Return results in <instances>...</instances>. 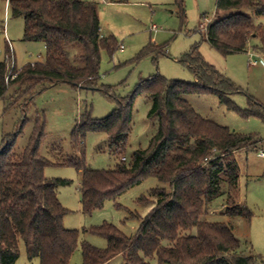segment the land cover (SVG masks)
<instances>
[{
	"label": "trees",
	"instance_id": "1",
	"mask_svg": "<svg viewBox=\"0 0 264 264\" xmlns=\"http://www.w3.org/2000/svg\"><path fill=\"white\" fill-rule=\"evenodd\" d=\"M173 4L184 24V0H173ZM215 7L217 19L208 24L205 41L227 56L246 52L249 42L256 40L252 49L264 57V26L247 14L264 15V0H216ZM8 8L12 17L23 19L22 40L43 43L45 56L19 68L13 65L9 73L13 53L5 42L7 58L0 60V101L7 106L18 104L23 114L14 132L0 143V264H15L20 243L28 261L70 264L79 231L63 226V216L69 211L57 197V188L70 180L45 177L43 170L48 165H69L77 170L81 211L87 215L101 209L106 200L122 208L117 202L121 194L147 178L167 185L150 188L136 199L149 210L144 215L129 211L127 218L139 222L133 236L108 222L84 228L103 237L106 246L80 242L81 264H106L118 256L122 264H147L145 259L153 256L157 264H258V255L241 250L231 224L211 219V204L221 198L222 215L251 220L252 211L236 198L239 166L234 153L256 148L261 140L202 117L183 96L215 95L239 116L262 121L264 105L245 93L247 107H238L231 96L244 92L203 59L198 44L180 59L193 75L191 82L154 74L141 78L129 95L119 96L115 86L100 84L101 50L112 56L117 42L112 35L101 36L97 2L9 0ZM221 13L226 14L218 18ZM146 55L153 59L165 55L164 47L146 46L135 60ZM57 83L100 91L116 106L99 119L85 110L70 134L71 153L56 145L50 147L48 156L39 152L45 135L44 113L35 109L27 144L18 150L16 139L33 99ZM137 94L151 102L149 114L158 117L157 130L147 147L134 150L129 161L118 158L112 169H89L84 156L86 134L105 133L110 152L121 156L131 132ZM193 228L194 234L185 233Z\"/></svg>",
	"mask_w": 264,
	"mask_h": 264
},
{
	"label": "rangeland",
	"instance_id": "2",
	"mask_svg": "<svg viewBox=\"0 0 264 264\" xmlns=\"http://www.w3.org/2000/svg\"><path fill=\"white\" fill-rule=\"evenodd\" d=\"M9 0H0V60L5 58V40L12 45L13 61L16 68L30 62L41 61L45 56L43 43L22 40L23 19L12 17L8 8ZM98 3L101 36L112 35L117 42V49L108 55L101 50L100 84L115 86L119 96L129 95L138 81L154 74L167 79L191 82L192 73L185 68L180 59L194 44L203 59L213 65L219 72L232 80L244 93L231 96L240 108L247 107L245 93L253 96L264 105V57L253 52L234 53L222 56L204 39L205 31H199L201 22L210 23L216 20V0H184L185 23L182 24L173 0H87ZM226 13H221V18ZM255 22L264 26V15L254 16L247 11ZM156 27L153 29L152 27ZM8 42V43H9ZM254 46L257 41H250ZM122 44L123 49L118 45ZM164 47L165 55H146L135 60L136 55L146 46ZM163 46V47H162ZM255 61V63H254ZM8 63V62H7ZM9 65L11 63H8ZM183 98L202 117L226 126L240 134H252L260 138L256 148L239 150L234 153L239 166V180L236 198L245 203L252 211L251 220L228 218L222 215L221 198L212 202L211 219L232 225L234 235L240 240L241 250L258 255L264 264V158L257 152L264 148V121L258 117L243 118L228 109L215 95L190 94ZM115 101L100 91L76 88L67 83H57L45 88L35 96L33 104L26 113L27 121L22 133L16 139V148L23 149L28 141L33 126L35 109L41 110L45 118V135L39 145V152L48 156L50 147L61 146L63 152L71 153L70 134L81 114L90 111L92 118H104L115 108ZM151 102L143 95L134 96L132 104L131 132L128 135L123 154L115 157L108 147L107 135L102 132H89L84 139L85 161L89 169H112L118 158L126 161L134 150L147 147L150 138L157 130L158 117L149 114ZM22 111L18 104L7 106L0 101V143L6 135L12 134L22 119ZM43 174L47 178H63L70 183L57 188V197L69 212L63 216L65 228L79 231V244L74 251L70 264H81L80 242L85 241L95 247L104 248L106 240L96 234L84 231V228L98 226L103 222L112 223L127 236H133L138 228L136 219H128L129 211L143 214L136 199L146 195L153 187H166L155 178H147L129 188L117 199L122 208H116L111 200H106L101 209L90 215L84 214L80 206V175L69 165H48ZM224 199V198H223ZM148 208V207H147ZM195 233V229L185 232ZM167 245V241L162 242ZM147 264H157L155 256L145 259ZM15 264H39L38 259L28 261L24 246L19 244V258ZM106 264H122L118 256Z\"/></svg>",
	"mask_w": 264,
	"mask_h": 264
},
{
	"label": "built area",
	"instance_id": "3",
	"mask_svg": "<svg viewBox=\"0 0 264 264\" xmlns=\"http://www.w3.org/2000/svg\"><path fill=\"white\" fill-rule=\"evenodd\" d=\"M207 26H208V23H205V22H201L200 23V25H199V31H201V30H206V28H207ZM153 29H156V27H152ZM118 48L119 49H123V46H122V44H119L118 45ZM0 52H2L1 50H0ZM254 55H258V54H254ZM259 56H260V54H259ZM5 58H7V55L5 54ZM254 63H255V61H254ZM12 67H13V65H12V63L10 64V65H8V69H9V73H10V70L12 69ZM8 73V74H9ZM257 156L258 157H260V158H264V148H262V149H260L258 152H257Z\"/></svg>",
	"mask_w": 264,
	"mask_h": 264
},
{
	"label": "crops",
	"instance_id": "4",
	"mask_svg": "<svg viewBox=\"0 0 264 264\" xmlns=\"http://www.w3.org/2000/svg\"><path fill=\"white\" fill-rule=\"evenodd\" d=\"M100 1L104 2V0H100ZM105 2H108V0H105ZM214 16H215V15H214ZM5 41L9 42V40H5ZM250 44H251V43L249 42V44H248V46H247V49H246V52L250 51V52H253V53L257 54L256 51H254V50L252 49V47L250 46ZM9 47H10V49H11V51H12V45H11L10 42H9ZM258 55H259V54H258ZM260 56H261V55H260ZM148 210H149V207H148V208L146 207V209L144 210V213H143L142 215H144Z\"/></svg>",
	"mask_w": 264,
	"mask_h": 264
}]
</instances>
